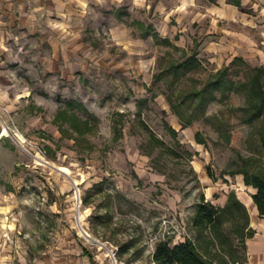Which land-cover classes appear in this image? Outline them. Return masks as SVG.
Returning a JSON list of instances; mask_svg holds the SVG:
<instances>
[{
  "label": "rangeland",
  "instance_id": "rangeland-1",
  "mask_svg": "<svg viewBox=\"0 0 264 264\" xmlns=\"http://www.w3.org/2000/svg\"><path fill=\"white\" fill-rule=\"evenodd\" d=\"M228 1L0 2V261L12 254L21 264H155L159 244L197 242L201 196L220 206L231 191L255 192L242 174L223 172L253 157L264 166V115L247 123L234 109L244 96L217 92L206 114L183 128L167 100L173 83L184 96L234 57L264 67V0H241V7ZM119 7L128 13L122 21ZM133 21L152 25L154 34L141 38ZM172 44L202 60L179 80L167 70L182 56ZM65 100L98 118L79 145L54 122ZM5 124L25 138L24 149ZM145 126L174 151L152 150ZM198 132L206 145L196 141ZM36 155L68 168L79 184ZM98 186L103 192L85 206ZM260 222L257 213L253 224ZM237 252L246 256L239 246Z\"/></svg>",
  "mask_w": 264,
  "mask_h": 264
},
{
  "label": "trees",
  "instance_id": "trees-1",
  "mask_svg": "<svg viewBox=\"0 0 264 264\" xmlns=\"http://www.w3.org/2000/svg\"><path fill=\"white\" fill-rule=\"evenodd\" d=\"M228 3L241 7V0H229ZM124 11L122 7L117 8L115 17L122 21L124 16L128 15ZM130 25L140 30L141 38H147L153 35L155 31L152 25L141 21H133ZM155 37L160 39L158 35ZM164 42L170 43V40L164 39ZM172 48L174 51L182 53L181 58L175 60L167 68V70L174 72L176 80L180 79L178 73L186 75L192 66L202 64V60L197 58L196 55H188L186 50L176 45H173ZM155 77L161 80L162 72ZM175 84L169 86L167 100L172 111L179 117L183 128L192 125L194 119L198 116L203 117L206 114L209 104L217 98V92L244 96L245 104L234 109L244 113L245 122L247 123H252L264 115V67L252 66L241 57H234L229 65H224L212 72L201 87H195L184 96L176 95ZM79 112H85L87 117L82 118L78 114ZM54 122L63 137L73 139L79 145L83 141H87L86 136L96 129L98 118L90 113L83 103L77 100H65V105L59 108ZM166 126L173 138L177 139L178 131L169 124H166ZM145 128L148 130L147 126ZM118 131L119 129L116 127L115 132L120 135ZM148 131L153 142L152 150L155 147H162L170 152L174 151L167 146L164 140L152 131ZM196 141L206 145L205 138L199 132L196 134ZM208 174L211 179L216 181L210 168H208ZM226 174H242L245 185L256 190L251 196L257 207L259 217L264 218V166L258 164L254 157L248 158L243 160L242 166L237 170L223 172V176ZM99 187H93L83 199L85 206H91L90 197L92 193L101 194L103 192V187H100L101 190ZM95 216L103 219L102 216L97 214ZM193 223L195 228L199 230L197 242L186 238L184 242L174 246H170L167 242L159 244L153 255L155 264H247V240L255 236L256 230L251 227L250 213L246 205L237 197L234 191L229 193L224 206H216L209 201L206 202L205 196H201V202ZM231 236L234 237L233 240ZM203 238L207 240L204 250H202V245L201 249L199 247L200 240ZM234 243L242 248L244 255H246L244 258L238 255L237 246ZM227 248L230 249V253ZM84 253L92 259L86 249H84Z\"/></svg>",
  "mask_w": 264,
  "mask_h": 264
},
{
  "label": "crops",
  "instance_id": "crops-1",
  "mask_svg": "<svg viewBox=\"0 0 264 264\" xmlns=\"http://www.w3.org/2000/svg\"><path fill=\"white\" fill-rule=\"evenodd\" d=\"M6 1L8 0H0V2H6ZM238 198L245 204V199L247 198V196H244V194L241 193L240 196H238ZM227 200H228L227 196H224L221 200L220 206H224ZM211 203L216 205L214 202ZM250 219H251V227H253L256 230V234L253 238L247 240V247L249 250L247 264H264V235H262V233L260 232V228L264 230V224H263L264 222L263 223L260 222L261 226H254L253 222L254 220H257V214H255V217H253L251 214ZM258 243L260 244V246H262L260 247V249L256 247Z\"/></svg>",
  "mask_w": 264,
  "mask_h": 264
},
{
  "label": "bare ground",
  "instance_id": "bare-ground-1",
  "mask_svg": "<svg viewBox=\"0 0 264 264\" xmlns=\"http://www.w3.org/2000/svg\"><path fill=\"white\" fill-rule=\"evenodd\" d=\"M4 129H5V134L12 136L13 139H14V141H15V143H16L20 148L24 149L25 138H24L21 134H18V133H12V131L10 130V128H9L6 124L4 125ZM35 157H36L39 161H41L42 163H44V164H46V165H50V166H52V167L55 168L56 170H58V171L64 173V174L67 175L69 178H71V176H70V170H69L68 168H66V167H56V166H54V165L48 163V162L44 159V157H42V156H40V155H36ZM71 180H72V183H73L74 185L79 184V181H78L77 179L71 178ZM255 192H256V190H255ZM77 193H78V192H77ZM242 194H244V196H247V198L245 199V204H246V206H247L248 208H251V209H252L251 214H252L253 217H255V214L258 213V210H257V207L255 206V203H254L253 199L251 198V196H249V195H248L247 193H245V192H243ZM78 200H79V204H81V203H82V200H81V197H80V196H78ZM83 218H84V215L80 214V215H79V221L81 222ZM82 233H83V235H85L86 237H88V238H90V239L92 238L91 235H90L86 230L83 229V230H82ZM100 244H102V243H100ZM102 245H103V244H102Z\"/></svg>",
  "mask_w": 264,
  "mask_h": 264
},
{
  "label": "built area",
  "instance_id": "built-area-1",
  "mask_svg": "<svg viewBox=\"0 0 264 264\" xmlns=\"http://www.w3.org/2000/svg\"><path fill=\"white\" fill-rule=\"evenodd\" d=\"M4 237H8V235H5ZM0 264H21L20 259L17 260L15 255H8L4 258V260L0 261Z\"/></svg>",
  "mask_w": 264,
  "mask_h": 264
}]
</instances>
